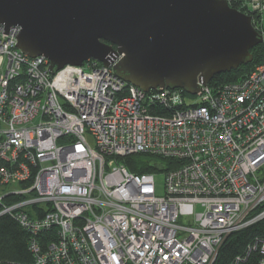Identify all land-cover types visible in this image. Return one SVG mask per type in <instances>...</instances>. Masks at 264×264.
Instances as JSON below:
<instances>
[{"label":"built area","instance_id":"1","mask_svg":"<svg viewBox=\"0 0 264 264\" xmlns=\"http://www.w3.org/2000/svg\"><path fill=\"white\" fill-rule=\"evenodd\" d=\"M264 38V0H227ZM233 2V3H232ZM242 9V10H241ZM0 25V214L45 264H213L232 232L264 218V58L244 78L144 92L95 59L55 74ZM162 158L153 172L118 157ZM10 199L3 202V199ZM55 240H35L44 230ZM264 264V236L247 245Z\"/></svg>","mask_w":264,"mask_h":264},{"label":"water","instance_id":"2","mask_svg":"<svg viewBox=\"0 0 264 264\" xmlns=\"http://www.w3.org/2000/svg\"><path fill=\"white\" fill-rule=\"evenodd\" d=\"M0 25H17L16 47L48 59L51 74L118 57L113 72L124 82L188 95L250 63V49L264 42L227 0H0Z\"/></svg>","mask_w":264,"mask_h":264},{"label":"trees","instance_id":"3","mask_svg":"<svg viewBox=\"0 0 264 264\" xmlns=\"http://www.w3.org/2000/svg\"><path fill=\"white\" fill-rule=\"evenodd\" d=\"M229 6L238 9L234 3H230ZM250 53L252 55V61L250 63L239 65L231 71L215 75L209 84L218 86L226 82H233L244 78L246 74L251 72L255 65L263 61L264 42L251 48ZM181 91L183 94L185 93L183 90ZM117 160L125 164L128 171L136 174L159 171L152 166V162L164 165L162 158L160 159L143 153L118 157ZM164 168L165 166L163 169ZM10 199H3V202H9ZM262 208H264V204L255 209L253 214L261 211ZM262 236H264V218L251 223V225L240 228L238 231L232 232L219 245V250L213 264L231 263L236 256L245 255L248 247L247 245H249L252 240ZM31 239L32 235L18 223L13 214H0V264H39L36 262V255L29 249L28 244ZM55 239L56 235L51 229L48 231L44 230L43 233L38 234L35 238L44 249L45 246H47V242ZM247 257L248 258L243 264H257L258 256L256 253H252ZM45 264L52 263L46 262Z\"/></svg>","mask_w":264,"mask_h":264},{"label":"rangeland","instance_id":"4","mask_svg":"<svg viewBox=\"0 0 264 264\" xmlns=\"http://www.w3.org/2000/svg\"><path fill=\"white\" fill-rule=\"evenodd\" d=\"M197 100H198V96H196V95L184 97V101L186 104H191L192 102H195ZM153 174H154V185L156 188V193H157V195H162L164 192V186H165V184H164L165 173L163 171H156V172H153Z\"/></svg>","mask_w":264,"mask_h":264},{"label":"bare ground","instance_id":"5","mask_svg":"<svg viewBox=\"0 0 264 264\" xmlns=\"http://www.w3.org/2000/svg\"><path fill=\"white\" fill-rule=\"evenodd\" d=\"M178 90V89H177Z\"/></svg>","mask_w":264,"mask_h":264}]
</instances>
